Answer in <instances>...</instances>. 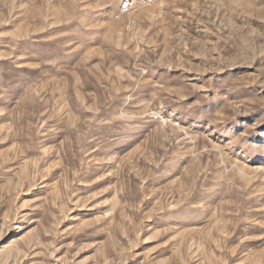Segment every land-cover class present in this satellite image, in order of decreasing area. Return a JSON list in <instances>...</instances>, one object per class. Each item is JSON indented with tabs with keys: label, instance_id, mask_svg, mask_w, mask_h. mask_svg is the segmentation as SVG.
Returning a JSON list of instances; mask_svg holds the SVG:
<instances>
[{
	"label": "rangeland",
	"instance_id": "rangeland-1",
	"mask_svg": "<svg viewBox=\"0 0 264 264\" xmlns=\"http://www.w3.org/2000/svg\"><path fill=\"white\" fill-rule=\"evenodd\" d=\"M0 0V264H264V0Z\"/></svg>",
	"mask_w": 264,
	"mask_h": 264
},
{
	"label": "built area",
	"instance_id": "built-area-1",
	"mask_svg": "<svg viewBox=\"0 0 264 264\" xmlns=\"http://www.w3.org/2000/svg\"><path fill=\"white\" fill-rule=\"evenodd\" d=\"M133 3L130 0H124V2L122 3L121 6V10L123 12H128L130 10V8L132 7Z\"/></svg>",
	"mask_w": 264,
	"mask_h": 264
}]
</instances>
